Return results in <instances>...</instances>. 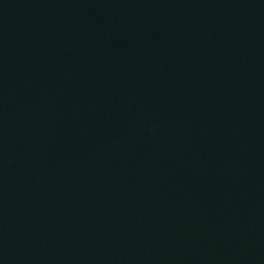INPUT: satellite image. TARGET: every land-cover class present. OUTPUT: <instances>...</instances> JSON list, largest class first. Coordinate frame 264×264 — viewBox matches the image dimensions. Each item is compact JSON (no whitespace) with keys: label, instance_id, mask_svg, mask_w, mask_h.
<instances>
[{"label":"water","instance_id":"1","mask_svg":"<svg viewBox=\"0 0 264 264\" xmlns=\"http://www.w3.org/2000/svg\"><path fill=\"white\" fill-rule=\"evenodd\" d=\"M0 264H264V0H0Z\"/></svg>","mask_w":264,"mask_h":264}]
</instances>
